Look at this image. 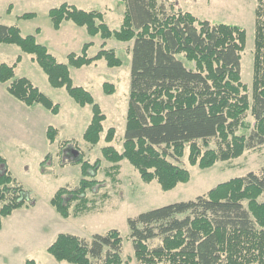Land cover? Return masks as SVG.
I'll list each match as a JSON object with an SVG mask.
<instances>
[{
  "label": "trees",
  "instance_id": "1",
  "mask_svg": "<svg viewBox=\"0 0 264 264\" xmlns=\"http://www.w3.org/2000/svg\"><path fill=\"white\" fill-rule=\"evenodd\" d=\"M124 1L127 10L118 30L111 29L100 10H84L69 2L51 8L49 17L56 29L64 21H72L102 42L92 57L88 56L92 46L88 42L81 53L68 54L69 64L55 57L42 62L51 86L66 88L81 106H92L93 116L83 138L96 145L107 116L90 91L75 85L69 65L82 68L104 59L109 67H120L123 62L114 48L106 47L107 40L134 41L127 48L132 62L123 150L110 144L115 127L107 130L105 141L109 144L102 148L105 159L114 164L111 170L118 173L120 163L128 160L143 181L157 180L164 190H170L190 179L189 170L180 164L187 147L191 165L209 168L264 146V0H257L254 10L251 89L241 72L247 42L243 27L199 20L189 11L174 10V5L166 8L163 0ZM35 16L29 12L20 18ZM0 44L18 45L35 57L49 52L36 35L24 36L17 25L0 23ZM16 65L0 63V82L8 93L27 106L39 104L58 114L60 104L28 77L17 76ZM103 88L106 94L116 90L109 82H104ZM249 113L253 125L246 121ZM58 133L56 127H48L51 143ZM73 148H77L73 139L60 144L62 153ZM68 163L80 164L83 178L78 186L59 188L50 199L64 218L90 212L94 204L88 193L99 186V160L92 163L82 153L78 158L69 153L64 164ZM34 202L30 191L11 172L0 143V229L12 212ZM128 227L133 255L126 259L123 237L116 228L90 239L59 233L47 251L58 262L70 264H129L134 260L138 264H264V166L220 183L194 200L130 217ZM26 264L36 262L28 260Z\"/></svg>",
  "mask_w": 264,
  "mask_h": 264
},
{
  "label": "rangeland",
  "instance_id": "2",
  "mask_svg": "<svg viewBox=\"0 0 264 264\" xmlns=\"http://www.w3.org/2000/svg\"><path fill=\"white\" fill-rule=\"evenodd\" d=\"M68 1L84 10L104 12L106 22L113 30L121 27L127 10L124 0H0V23L19 26L24 36L36 35L38 42L49 49L48 54L35 57L24 52L18 45L0 44V63H17L15 68L17 76L28 77L44 93L60 104L58 114H53L39 104L27 106L10 95L5 84L0 82V133H7L9 138V132H7L9 125L6 127L8 122L19 124V128H22L33 120H36L33 124H39L42 120L43 123L47 122L59 130L56 142L47 143V145L35 141L38 139V132H36L35 139L30 142L31 145H28L29 148L23 149L22 153L18 152V156L24 163L16 157H11L13 164L23 168V173L20 175L21 182L37 200L38 207L51 206L49 199L59 188L78 186L83 178L80 164H64L70 152L62 153L63 150L60 152L58 145L73 139L77 142V148L73 149L79 151V156L82 153L84 158L92 163L99 160L100 166L96 176L99 186L95 191L88 193L93 199V209L76 217L60 218L59 221L55 220V223L64 228L60 232L77 234L86 239H90L94 234H104L112 228L118 229L123 237V257L126 259L133 255V245L129 240L128 218L164 205L194 200L220 183L242 177L250 171L258 172L264 166V146L246 150L238 158L219 161L209 168L191 165L188 160L189 147H187L180 164L189 170L190 179L170 190H164L157 180L143 181L128 160L120 163L118 173L113 172L111 167L114 164L105 159L102 148L109 144L105 141L107 130L115 127V139L110 144L119 151L123 150L132 62V54L127 48L129 45L132 47L134 41L125 43L116 39L107 40L106 47L114 48L123 62L120 67H109L104 59L82 68L69 65L75 85L90 91L107 116L100 142L92 145L83 138L93 116L92 106H81L68 94L66 88L51 86L42 65V62L48 61L51 57H55L61 63L69 64L68 54L81 53L84 44L88 42L92 43L88 56L96 55L101 48L102 40L99 36H90L84 27L72 21H64L59 29L53 26L49 10ZM163 2L166 8L174 5V10L189 11L199 20L243 27L247 33V42L242 53L241 72L243 81L251 89L255 36L254 10L257 0H163ZM10 5H12V11L8 12ZM29 12H34L36 16L31 19L20 18L22 14ZM38 28L40 33H37ZM19 57L20 61H18ZM179 57L186 64L191 65L182 55ZM104 82L114 84L115 92L106 94L103 88ZM24 113H42V115L30 117L25 116ZM246 121L250 125L254 124L251 113L248 114ZM28 132L29 129H25L20 136ZM4 143L5 148L11 149L5 141ZM214 146L213 143L211 147ZM58 149L60 156L57 155ZM37 209L22 207V210L12 212V214L17 213L14 220L9 218L12 214L5 220V223L7 221L6 231L13 233L12 237H16L15 241L19 240L22 245L20 247L22 257L34 259L40 257V254H46L43 249L35 250L36 243H33L34 232L30 226L44 217L42 211ZM58 215L60 216L59 213ZM41 232L42 242L46 243L56 235L57 230L51 228L49 232L43 230ZM36 237L39 240L37 235ZM129 264L138 263L134 260Z\"/></svg>",
  "mask_w": 264,
  "mask_h": 264
},
{
  "label": "crops",
  "instance_id": "3",
  "mask_svg": "<svg viewBox=\"0 0 264 264\" xmlns=\"http://www.w3.org/2000/svg\"><path fill=\"white\" fill-rule=\"evenodd\" d=\"M69 2V1H68ZM70 3V2H69ZM16 106H19L18 103H15V101H12ZM25 116H30V117H39L40 115H42V113L38 114V113H24ZM36 120H33L32 122L29 123V125H25L22 128H19L20 125H15L11 122H8L7 125H9V129L7 130V132H9V138H7V133H0V143H1V153L4 155V157L7 160L8 166L11 170V172L13 173V175H15L20 181V175L23 173L22 172V167L17 166L15 164H13V158L11 159V157H16L20 162H23V159L18 156V152L22 153L23 149H27L29 148L28 145H31L30 142H32L35 139V136L37 135L36 132H38V139L35 141H39L41 144H46L47 143H51L47 137V130L48 127L51 125L49 123H43L42 120L40 121L39 124H33ZM5 127V128H6ZM7 129V128H6ZM28 130L29 132L24 136H20V133H23L24 130ZM4 141L11 147V149L9 148H5V143ZM56 142V141H55ZM55 142L51 143L54 144ZM59 149H60V145ZM58 149V154L60 156V152ZM51 199V198H50ZM49 199V200H50ZM49 203L51 204V202L49 201ZM37 200L35 199V202L33 204V206L29 207L30 209H40L44 215L43 219H39L38 222L33 223V225H31V229L32 232H34V242L36 243L35 245V250H45L44 252H46V254H40V257L37 258H26V256H21L22 253L20 252V247L22 246L20 241H15L16 237H12L13 233L11 232H7L5 229V220L6 218L3 220V227L0 229V264H14V263H21V264H26V262L28 260H34L36 262V264H67L65 262H58L57 260H55L47 251V248L54 242V240L56 239V237L58 236L61 230H64L63 227H60L57 223H55L56 221H59L60 218H64L61 215H58V211L53 207V205H47L45 207H38ZM54 208V209H53ZM37 209V211H38ZM18 210H22V208L17 209ZM56 210V211H55ZM16 211V210H15ZM58 212V213H57ZM17 213H13L9 218L13 219L16 216ZM60 214V213H59ZM9 219V220H10ZM66 219V218H65ZM14 220V219H13ZM43 224V225H42ZM56 229L57 233L55 236H53L48 242L44 243L42 242L43 240V236H42V230L49 232L50 229ZM36 235L39 237V240L37 239ZM31 256V254H30ZM70 264V263H69Z\"/></svg>",
  "mask_w": 264,
  "mask_h": 264
},
{
  "label": "water",
  "instance_id": "4",
  "mask_svg": "<svg viewBox=\"0 0 264 264\" xmlns=\"http://www.w3.org/2000/svg\"><path fill=\"white\" fill-rule=\"evenodd\" d=\"M78 152H79L78 150L72 149V156H73V158H78L79 157V153Z\"/></svg>",
  "mask_w": 264,
  "mask_h": 264
},
{
  "label": "flooded vegetation",
  "instance_id": "5",
  "mask_svg": "<svg viewBox=\"0 0 264 264\" xmlns=\"http://www.w3.org/2000/svg\"><path fill=\"white\" fill-rule=\"evenodd\" d=\"M70 154H72V149H71V152H70Z\"/></svg>",
  "mask_w": 264,
  "mask_h": 264
}]
</instances>
